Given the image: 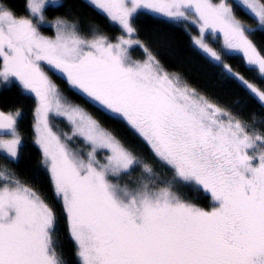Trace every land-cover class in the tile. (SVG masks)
<instances>
[{
    "label": "snow or ice",
    "instance_id": "snow-or-ice-1",
    "mask_svg": "<svg viewBox=\"0 0 264 264\" xmlns=\"http://www.w3.org/2000/svg\"><path fill=\"white\" fill-rule=\"evenodd\" d=\"M88 2L120 26L124 34L115 42L102 34L86 39L62 18L54 21V37L41 34L46 10L64 7L62 0H29L31 18H17L0 0V83L18 82L36 98V144L62 202L77 264H264V126L257 130L210 103L151 54L144 61L130 55L140 44L132 39L139 12L191 23L199 29L194 44L221 75L264 105V90L224 62L239 55L245 70L264 82V51L250 38L264 32V0ZM221 38L219 50L213 48ZM49 71L86 103L125 122L172 179L160 181L152 166L65 97ZM20 116L0 110L6 161L0 165V264H66L54 245L53 207L8 167L20 163ZM50 116L65 119L71 134L53 131ZM74 138L89 146L86 156L70 146ZM141 165L136 180L121 182ZM177 184L209 194L214 206L184 200L173 190Z\"/></svg>",
    "mask_w": 264,
    "mask_h": 264
},
{
    "label": "trees",
    "instance_id": "trees-1",
    "mask_svg": "<svg viewBox=\"0 0 264 264\" xmlns=\"http://www.w3.org/2000/svg\"><path fill=\"white\" fill-rule=\"evenodd\" d=\"M6 6L17 18H27L30 14L27 10L28 0H3ZM64 7L47 9L46 20L52 22L57 18L66 19L77 25L81 36L92 39L93 34L107 36L112 42L115 38L123 35L122 29L110 22L100 14L87 0H62ZM231 3L232 0H229ZM246 24L254 26V21L247 15L237 13ZM133 27L136 29L135 38L139 45L131 49L134 60L142 61L151 54L159 62L162 68L170 74H175L194 89L198 94L205 97L210 103L217 105L230 113L235 118L247 123L250 127L255 125L257 130L264 126V105L249 95L235 80L221 75V68L216 67L194 44L193 37L198 34V29L187 24L171 22L161 16H156L144 11L139 12L133 18ZM41 34L54 37L55 30L52 26H41ZM250 38L264 51V32H253ZM147 49V53L144 49ZM234 71L245 76L251 83H255L264 90V82L256 79L243 67L239 55H231L224 58ZM45 70L48 69L45 67ZM49 75L59 86L62 94L72 102L86 109L94 118L127 146L144 163H148L156 171L160 181L167 182L172 179V172L162 168L156 161L150 147L144 142L125 122L113 118L111 114L98 111L97 106L86 103L85 99L69 88L64 79ZM37 101L33 94L25 93L18 82L8 85L0 83V110L8 112L19 111L18 131L22 138L23 147L20 151L19 165L11 164L8 167L16 173L22 183L33 187L51 207H53L57 222L53 234L54 245L58 254L66 261V264H77L75 244L70 238L67 221L63 214L62 202L56 199L49 173L42 162V152L36 144L35 110ZM67 132V131H66ZM65 132V133H66ZM79 139V138H78ZM72 141L80 147L82 153H86L88 146L79 139ZM6 161L0 159V165ZM141 166L135 168L132 175L123 177V182L136 180L140 175ZM165 186L164 183L159 184ZM174 191L186 201L198 207L210 210L214 206L211 196L191 185L177 184Z\"/></svg>",
    "mask_w": 264,
    "mask_h": 264
},
{
    "label": "rangeland",
    "instance_id": "rangeland-1",
    "mask_svg": "<svg viewBox=\"0 0 264 264\" xmlns=\"http://www.w3.org/2000/svg\"><path fill=\"white\" fill-rule=\"evenodd\" d=\"M29 1V0H28ZM88 1V0H87ZM155 15V14H154ZM156 16H159V15H156ZM162 17V16H161ZM27 18H31V17H27ZM55 21V20H54ZM54 21H52V22H49V21H47V20H45V22L44 23H42V24H40L39 25V28L41 27V26H52L53 28H54V30H55V33H56V28H55V26H54ZM35 22V21H34ZM73 23V22H72ZM185 23V24H184ZM183 24L188 28V29H190L189 27H188V22H183ZM189 25H192L191 23H189ZM119 26V25H118ZM194 27H196L195 25H193ZM120 27V26H119ZM197 29H198V27H196ZM191 30V29H190ZM80 34V33H79ZM199 35V29H198V34L197 35H194V36H198ZM132 39L133 40H137L136 38H135V36L133 35L132 36ZM222 43V38H221V40L219 41V42H217V43H211V46L213 47V48H215V49H217V50H219V46H220V44ZM134 46H136V45H134ZM133 46V47H134ZM132 47V48H133ZM197 47V46H196ZM131 48V49H132ZM198 48V47H197ZM131 49H130V55H131V57H132V59H133V55H132V53H131ZM199 49V48H198ZM200 50V49H199ZM201 52H202V50H200ZM203 53V52H202ZM148 56V55H147ZM147 59V58H146ZM134 60V59H133ZM141 61V60H140ZM142 61H144V60H142ZM47 68V67H46ZM55 82V81H54ZM56 83V82H55ZM251 83V82H250ZM66 97V96H65ZM86 110V109H85ZM87 111V110H86ZM88 112V111H87ZM13 113H15V112H13ZM50 123H51V125H52V127H53V131H55V132H57V133H65L66 131V133H68V134H71V126L68 124V122L65 120V119H63V118H61V117H54V116H50ZM75 139V141H77V139L78 138H74ZM73 139V140H74ZM79 139H82V138H79ZM78 139V140H79ZM83 141V140H82ZM39 146V145H38ZM70 146L73 148V149H75V150H78L79 152H80V154L81 155H84V156H86V153L90 150V148H89V146H88V148H86V153H82L81 152V150H80V147L79 146H76L72 141L70 142ZM104 155V153H101L100 154V157H98V158H102V156ZM121 182H123V179H122V181Z\"/></svg>",
    "mask_w": 264,
    "mask_h": 264
}]
</instances>
